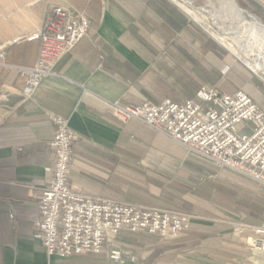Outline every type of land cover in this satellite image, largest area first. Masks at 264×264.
<instances>
[{
  "label": "crops",
  "instance_id": "obj_1",
  "mask_svg": "<svg viewBox=\"0 0 264 264\" xmlns=\"http://www.w3.org/2000/svg\"><path fill=\"white\" fill-rule=\"evenodd\" d=\"M171 2L0 0V47L11 66L36 63L38 34L56 6L74 8L89 19L86 38L61 58L55 75L43 79L31 96L25 95L17 70L0 65V264H108L102 254L47 257L34 231L37 198L53 165L50 116L65 118L77 137L69 176L75 191L180 213L182 206L171 201L179 195H171L169 187L184 189L186 183L189 191L198 189L200 169L189 163L181 144L137 120L122 124L93 105L95 97L153 104L195 98L199 87L192 77L207 70L206 53L214 46ZM242 2L259 9L264 18V0ZM225 66H214V87L233 94L241 85L264 112L259 88L242 85L240 80L246 82L248 76L235 66L234 75L227 76ZM235 184L247 201L240 216L249 224L264 225V185L245 175ZM181 196L192 201L194 212L204 202L193 192ZM224 218L199 214L188 234L175 240L122 230L116 245L128 255L124 264H264V250H249L243 238L222 226ZM130 240L139 243V250L130 249Z\"/></svg>",
  "mask_w": 264,
  "mask_h": 264
},
{
  "label": "built area",
  "instance_id": "obj_2",
  "mask_svg": "<svg viewBox=\"0 0 264 264\" xmlns=\"http://www.w3.org/2000/svg\"><path fill=\"white\" fill-rule=\"evenodd\" d=\"M88 27L86 14L56 6L38 34L36 63L11 66L4 61L5 49L0 47V65L15 68L24 80L25 95L31 96L43 79L55 75L61 58L86 38ZM93 105L122 124L137 120L214 167L240 172L264 185V112L243 90L226 94L203 86L194 99L181 104L168 99L153 104L95 97ZM49 119L54 133L48 145L53 165L47 169L48 180L37 198L38 215L33 220L47 257L106 254L110 264H124L127 253L116 245L122 230L154 235L161 241L178 239L189 230L192 217L185 213L93 198L75 191L69 176L77 137L65 118ZM254 232L252 245H264V227L254 228Z\"/></svg>",
  "mask_w": 264,
  "mask_h": 264
},
{
  "label": "rangeland",
  "instance_id": "obj_3",
  "mask_svg": "<svg viewBox=\"0 0 264 264\" xmlns=\"http://www.w3.org/2000/svg\"><path fill=\"white\" fill-rule=\"evenodd\" d=\"M233 1L234 2L237 1L236 4L238 3L237 5L239 6V8L242 9L243 12L248 14L249 17H254L258 19L260 23L264 24V18L261 17L262 13L260 12L259 9H252L250 7H246L244 3L242 2V0H233ZM174 3L172 4L175 5L176 3L175 4ZM189 5H190L189 6L190 8L196 11H199L201 13L202 17H204L207 20L208 25L211 26V30L215 34L217 35L221 34V36L226 37L228 40L230 41L233 40L232 35H231L232 26L228 22L222 23L219 20H213V16H215L217 13L216 11L220 10V5L217 2V0H191V2H189ZM182 12L185 13L184 11ZM185 14L188 16L187 17L185 15L187 18H189L190 23L194 25V28L199 33L200 37L205 38L209 43L213 44L214 46L212 50L213 52L208 51V53H206L207 60H208L207 70H203L202 75L200 74L194 75V77H192L193 83H197L199 88L203 86L214 87L215 85L214 83L216 82L218 78L217 71L216 69H214V66L225 64L226 65L225 67L227 68L224 67L223 69H228L226 72L227 76L234 75L232 71H234L233 67L235 66V68H238L239 70H241L244 74H247L248 76L246 78L249 82L240 80L242 85H247V87H249L250 84H253L257 86L261 93L259 97L264 99V78L261 75L255 73L251 68H248L247 66H245L243 61L240 60L237 56L235 55L233 56L232 54H230L229 51L221 45L219 40H215L214 37L211 35V33H209L210 29H207L208 28L207 26L205 25L201 26L196 21H194L193 18L189 14L187 13ZM196 52H198V50H196ZM192 53H194V50H192ZM192 61L194 62V60ZM188 87L189 86H187V88ZM237 90H243L249 97H251L241 85L239 86V88L236 89V91ZM241 133L248 134L249 132L241 131ZM188 158H190L189 163L197 164V166L200 169L198 171L199 173L198 181H197L198 183H196L200 185L199 187H197L198 189L194 191L192 190L189 191L188 190L189 188H186L187 187L186 183L184 184L186 187L184 186V189H179V190H175V188H172V186H170L169 188L171 189L169 190V193L171 195L172 194L179 195L177 199H171V201L182 206L183 208L182 213L189 215L190 217H192V219L195 218V216H199V214L201 215V217H207V218H209L210 216H215V214L218 215L219 217H225L224 218L225 222L224 224H222V226L224 225L229 226L232 233L235 235V237L243 238L244 244L247 246V248H249V250H251L253 253L264 250V245L262 246L252 245V239H254V237L256 236L254 232V228L264 227V225L249 224L245 222V220L239 214L241 212L242 205L246 204L247 201H246L245 195L241 193L240 187L235 183L238 180V178L244 175L241 174L240 172H234L226 168L220 169V168L214 167L209 161L207 162L205 159L200 158L194 154L192 155L188 153ZM211 168L212 169L214 168V171L216 172L215 174H213V176L211 173H208V172H211L210 171ZM192 192L195 193V195L199 194L200 198L202 199V202L204 201L201 204V206H198V207L196 206L197 208L196 212H194L195 206L193 205L192 201H188L187 198H182L181 196V193H192ZM135 204L142 205V206L149 207V208L153 207V206H146L144 204H139V203H135ZM226 217H230L228 219L229 221H227ZM227 222H229V224H227ZM189 230H190V227H189ZM189 230L182 236H186ZM138 245H139L138 242L135 243L134 241L130 240V243H129V246L131 247L130 249H134L137 251L139 250ZM102 255L105 257L106 262L110 264L107 255L106 254H102Z\"/></svg>",
  "mask_w": 264,
  "mask_h": 264
},
{
  "label": "bare ground",
  "instance_id": "obj_4",
  "mask_svg": "<svg viewBox=\"0 0 264 264\" xmlns=\"http://www.w3.org/2000/svg\"><path fill=\"white\" fill-rule=\"evenodd\" d=\"M173 1V0H172ZM179 8L189 14L201 26H207L215 40H219L230 54L237 56L245 66L264 78V24L242 11L233 0H217L220 10H217L213 20L228 22L231 27L232 41L221 34H215L207 20L199 11L189 6L191 0H174ZM226 36V35H225Z\"/></svg>",
  "mask_w": 264,
  "mask_h": 264
}]
</instances>
